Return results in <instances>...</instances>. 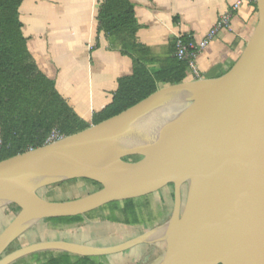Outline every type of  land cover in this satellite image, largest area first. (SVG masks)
Here are the masks:
<instances>
[{"label": "water", "instance_id": "obj_1", "mask_svg": "<svg viewBox=\"0 0 264 264\" xmlns=\"http://www.w3.org/2000/svg\"><path fill=\"white\" fill-rule=\"evenodd\" d=\"M256 5L255 30L222 76L161 87L84 130L0 161V210L20 206L0 232V264L42 251L106 256L159 242L151 264H264V0ZM131 155L142 158L125 160ZM79 178L103 186L77 199L40 193ZM169 184L170 217L126 241L47 239L6 253L46 218L84 215Z\"/></svg>", "mask_w": 264, "mask_h": 264}, {"label": "trees", "instance_id": "obj_2", "mask_svg": "<svg viewBox=\"0 0 264 264\" xmlns=\"http://www.w3.org/2000/svg\"><path fill=\"white\" fill-rule=\"evenodd\" d=\"M24 1L0 0V161L47 144L49 135L54 131L64 137L84 130L91 124L122 112L161 87L187 80L191 74L188 60L179 59L175 55V41L173 54L160 58L139 40L137 33L140 25L131 0H103L97 14L99 29L107 34L112 49L131 57L133 71L118 79V88L112 101L94 113L92 121H88L76 112L59 92L55 80L41 70L31 54L19 14ZM141 158V155H131L125 160L137 161ZM74 180L77 179L69 181ZM80 180L88 187V192L69 199L81 198L103 186L92 179ZM169 187L174 201L173 184ZM155 192L115 200L84 215L52 217L43 221L67 224V227L61 229L72 236L64 240L96 246L111 244L92 243L89 238L91 232L105 230L103 226L106 224L121 225L122 229H126H123L125 236L116 242L120 243L150 229L165 218L168 213L167 202L165 200L162 201L163 206H155L151 197ZM5 208L11 216L9 222L20 211L17 204ZM126 230L133 233L126 236L129 234ZM18 240L10 245L6 253L25 246ZM43 240L37 239L28 244ZM149 248L150 245L142 244L133 248V251L130 249L106 256L42 251L12 264H140Z\"/></svg>", "mask_w": 264, "mask_h": 264}, {"label": "crops", "instance_id": "obj_3", "mask_svg": "<svg viewBox=\"0 0 264 264\" xmlns=\"http://www.w3.org/2000/svg\"><path fill=\"white\" fill-rule=\"evenodd\" d=\"M103 0H25L19 8L28 48L59 92L88 121L112 101L118 79L133 71L130 56L112 49L99 29ZM139 40L160 58L173 54L177 36L200 41L237 0H131ZM196 58L200 78H217L237 62L258 23L254 3L233 14ZM195 79L189 75L187 80Z\"/></svg>", "mask_w": 264, "mask_h": 264}, {"label": "rangeland", "instance_id": "obj_4", "mask_svg": "<svg viewBox=\"0 0 264 264\" xmlns=\"http://www.w3.org/2000/svg\"><path fill=\"white\" fill-rule=\"evenodd\" d=\"M81 178L74 180V181H65L62 185H55V186H49L47 188H44L40 191L41 195L47 199H55V200H66L75 196H80L88 192V187H86L85 183L80 180ZM162 196L165 197V200L167 202L168 207V213L166 214L165 218L170 217L173 209V196L170 192V187L165 186L159 191L155 192L153 195H151L153 203L155 206H163L162 205ZM8 210L6 208H3L0 210V231L4 228V226L7 225L9 220L11 219L10 214H7ZM160 220L159 222H161ZM157 222V224L159 223ZM67 227V224H61V223H53V222H47V221H40L38 224H36L34 227H32L29 231H27L24 235H22L18 242L21 245H26L31 241H35L37 239H56V238H62V239H70L71 234L65 233L61 228ZM105 230L102 231H96L91 232L89 235V238L92 243L94 244H113L118 241H121V238L124 237V233L126 229L121 225L117 224H106L103 226ZM40 230V233L36 232ZM127 231V230H126ZM127 233H129L127 231ZM133 232L127 234L126 236H129ZM134 249H132L133 251ZM162 252V251H161ZM161 252L159 250H151L147 251V253L142 257V262L140 264H151L154 260H156L160 255ZM111 259V257H110Z\"/></svg>", "mask_w": 264, "mask_h": 264}, {"label": "built area", "instance_id": "obj_5", "mask_svg": "<svg viewBox=\"0 0 264 264\" xmlns=\"http://www.w3.org/2000/svg\"><path fill=\"white\" fill-rule=\"evenodd\" d=\"M257 0H237L228 10L222 13L206 35L200 41L187 40L184 37L177 36L175 39V55L179 59H187L190 66V75L200 78L199 70L196 65L197 55L203 51L207 45L216 37L217 33L222 29H231L233 14L239 9L243 3H256ZM61 137L54 131L52 132L46 143H51Z\"/></svg>", "mask_w": 264, "mask_h": 264}, {"label": "flooded vegetation", "instance_id": "obj_6", "mask_svg": "<svg viewBox=\"0 0 264 264\" xmlns=\"http://www.w3.org/2000/svg\"><path fill=\"white\" fill-rule=\"evenodd\" d=\"M170 185V184H169ZM168 185V186H169ZM185 195H186V188H185V191H184V196H183V203H185ZM162 201H164L165 202V197L164 196H162ZM167 220V218L166 219H163L161 222H159L158 224H155L154 226H156V225H159V224H162L163 222H165ZM153 226V227H154ZM152 228V227H151ZM163 247H164V243L163 242H159V243H156V244H153V245H150V248H149V251H151V250H159L160 252L162 251V249H163Z\"/></svg>", "mask_w": 264, "mask_h": 264}, {"label": "bare ground", "instance_id": "obj_7", "mask_svg": "<svg viewBox=\"0 0 264 264\" xmlns=\"http://www.w3.org/2000/svg\"><path fill=\"white\" fill-rule=\"evenodd\" d=\"M167 237H168L167 233H164L163 235L160 236V238H164V239H167Z\"/></svg>", "mask_w": 264, "mask_h": 264}]
</instances>
